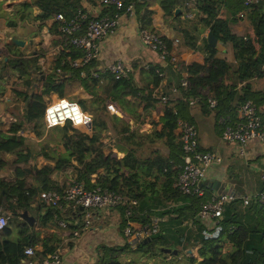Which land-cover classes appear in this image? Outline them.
<instances>
[{
  "label": "trees",
  "instance_id": "trees-1",
  "mask_svg": "<svg viewBox=\"0 0 264 264\" xmlns=\"http://www.w3.org/2000/svg\"><path fill=\"white\" fill-rule=\"evenodd\" d=\"M130 1H135L139 26L152 28L153 9L150 6L156 0H125ZM181 1L162 0L165 19L173 15ZM185 1V12L193 14V6L188 4L190 0ZM234 2L236 7L242 8L241 0ZM254 4L257 10L254 30L262 35L264 0L251 6ZM193 5L198 9L195 19L207 27L219 43L229 45L234 66L226 57L217 56V45L209 44L204 37L200 46L205 51L202 62H177V70H183L184 74L179 76L175 99L162 93L158 97L154 92L161 78L158 64H148V81L138 82L132 73L115 77L107 69L95 70L96 75L92 71L72 75L71 70L77 68L71 66V61L84 55L81 48L72 45L68 50L58 48L41 65L37 62L41 52L30 59L23 57L20 51L7 60L0 57V81L3 76L10 78L9 68L19 73L9 92V101L17 108L16 119L6 131L0 128V163L3 172L12 176L7 180L0 178V212L8 217V224L0 229V264H25L27 246L33 248V257L39 259L56 249L54 229L62 219L60 211L63 207L43 200L40 192L52 190L62 194L72 181H81L87 188L98 184L119 194L124 200L117 206L121 232L124 233L129 224L134 232L141 234L134 240H129V235L125 234L127 241L122 245L98 244L93 264H134L132 260L122 261L121 254L150 258L166 254L162 247L176 248L180 252L192 245L196 246V256L188 254L191 263L264 264V209L255 203L243 205L241 199L236 198L224 204L220 218L204 220L197 212L201 202L212 195L208 189L205 188L203 195H197L184 193L174 185L184 154L176 119L182 116L191 121L188 117L191 99L197 98L201 105L211 107L208 99L214 98L216 117L235 118L241 104L251 101L256 106V101L264 98V88L252 91L248 81L262 74L260 67L264 53L260 59L250 55L246 37L233 32L228 18L220 16V0H195ZM13 6L7 17L9 26L32 15L38 28L51 19L50 29L55 32L57 13L69 17L78 9L84 10L82 0H19ZM33 10L37 12L32 14ZM104 12H107L105 8ZM176 21L173 27L181 33L183 42L196 43L197 37L191 32L188 19L181 20L176 16ZM158 34L168 50H172V39ZM62 41L60 39V43ZM32 68L44 75L35 87ZM59 97H69L89 112L92 115L90 125H72L65 121L46 127L45 108ZM106 102L115 103L120 114L110 113ZM146 114L150 115L152 123L160 122L163 130L158 129L156 123L148 130H140L138 123ZM156 117L157 120L152 119ZM131 121L136 124L133 128ZM24 128L45 139V144L38 150L31 149L25 142L26 137L19 133ZM46 129H53L55 133L48 135ZM107 129L117 132V147L125 151L122 156L113 155L105 144ZM138 149L163 154L167 160L160 166L161 162L156 159L161 182L151 194L139 190L135 179L136 163L142 156ZM100 168L105 174L101 173L92 181V175ZM132 199L136 200L135 204ZM24 210L34 215L32 225L22 217ZM76 213H81L80 209ZM155 226L157 230H153ZM14 230L18 233L15 238L11 237ZM39 233L42 234L40 238Z\"/></svg>",
  "mask_w": 264,
  "mask_h": 264
},
{
  "label": "crops",
  "instance_id": "crops-1",
  "mask_svg": "<svg viewBox=\"0 0 264 264\" xmlns=\"http://www.w3.org/2000/svg\"><path fill=\"white\" fill-rule=\"evenodd\" d=\"M17 1L19 0L0 1V46L1 44H6L9 49L8 51L6 50V56L0 57L3 58V60H7L9 57L16 56L15 54L20 51L23 53V57L30 59L37 52H41L37 57V62L41 65L43 60L46 58L48 59L58 48L60 49L59 43L61 38L57 36V32L50 29L52 26L51 19H48L42 27L38 28L36 19L31 15L23 20H18L16 25L9 26L7 17L13 10V3ZM254 2H258V0ZM193 3L195 4V0H190L188 3L193 6L191 9L193 14L185 12L186 1L184 2V0H182L179 5H177L180 11L177 13L173 11V15L168 16L167 19L164 17L165 7L162 4V0H156L150 6L153 9L151 27L158 33L172 39V51L173 54L176 55V60L174 62L167 61V59L162 60L157 50L149 48L141 41L139 35V22L136 15L131 16L122 13L119 17V24L115 30L109 33L100 42L101 47L96 59L90 64L82 65L75 70H71V74L79 75L81 72L86 73L93 70L103 71L108 64L119 59L128 67V73H132L134 79L141 82L148 81L149 79V75L146 71L147 65L151 63L158 64L161 71V78L158 86L154 88V92H156L158 97H160L159 95L162 93L175 99L177 97L176 85L179 76L184 74L183 70L180 72L177 70L179 65L177 62H202L205 55V51L201 49L200 46L201 40L207 36L209 29L202 26V24L195 19L198 9ZM220 4V16L228 18L229 25L233 32L246 37L250 55L255 59H260L264 53V34L258 35L254 30V20L257 13L256 8H254L255 4L247 9L244 5H242V8L236 7L234 0H220ZM82 7L90 16H99L104 12V8L100 5L98 0H82ZM36 12L37 11L33 10L32 14ZM176 16H180L181 20L185 18L188 19V26L191 28V32L197 37L196 43L185 44L183 42L181 33L173 27V24L177 22ZM33 39L38 41L37 44H33ZM216 45L218 47L217 56L226 57L234 66L229 45H223L219 42ZM9 71L11 72L10 78L5 79L6 77L3 76L0 81V128L3 131L8 129L11 119L14 114L17 113L16 105L9 101V92L13 81L17 79L19 73L13 68H9ZM260 73L262 74L255 75L248 79L252 91H261L264 88V62H262V66L260 67ZM41 80L42 79H40L37 84H39ZM150 85L152 84L150 83ZM53 97L55 96L53 95ZM256 107L259 112H264V98L256 101ZM116 114H120L119 110ZM188 117L197 129L200 149L211 153H217L221 157L219 163L212 164L207 169L204 178L205 188H207L211 194H217V192L224 189L244 194L253 192L262 187L263 182L260 176V169L264 166V138H254L248 141L241 151L237 143L227 142L221 138L222 129L224 127V122H222L223 116L219 115V117H216L214 108L205 107L198 101L193 102L189 104ZM141 118H144V120L138 123V128L140 130H148L154 123H156L158 129H162L160 122L154 121V123H152L150 121V115L146 114ZM152 119L157 120V117ZM135 125L136 124L132 122V128ZM108 132L115 137L116 134H113L112 130L108 129ZM19 133L26 137L25 142L31 149L38 150L45 144V139L37 137L35 133L29 129H21ZM117 146L116 142V153L120 152L117 156H122L125 151L120 150ZM126 146L129 148V144ZM136 150L135 146V151ZM146 151H148L150 156H140L136 163L134 175L138 184V189L142 192L151 194L160 183V170L159 164L156 165V159L161 162L160 166L167 162V160L163 154L156 155L151 152L152 150L143 151L142 149H138L140 154ZM1 158L2 156L0 155V160ZM42 160V156H39V161ZM3 169L4 167L0 163V178L7 180L12 177H8L9 172L6 171V173H4ZM101 173H104L102 168L92 175L91 180L94 181ZM67 175V177L70 176V174ZM136 175L138 177H136ZM140 176L143 179H139ZM139 180H142L141 185H139ZM214 182H217L216 185ZM221 183L223 184L222 186H220ZM31 215L33 214L31 213ZM60 216L69 226H81V213H76L74 210L63 207L60 211ZM91 221L92 225L83 229L79 237L66 240L59 234V225L55 227L54 236L57 240V247L61 251L62 264H93L96 260V246L98 244L122 245L127 241L125 231L122 233L120 230V214L117 208L110 210L95 208L92 210ZM34 222L35 217L33 223ZM135 226L138 225L136 224ZM17 234L18 233L14 230L11 237L15 238ZM41 236L42 234L39 233L38 238ZM133 238L134 237L129 235L128 239L131 240ZM193 249V254L196 255V246L192 245L186 249L183 248L186 256L189 254L188 252ZM179 256H181V254H179ZM143 257L144 256H138L137 254L130 255L122 253L120 259L124 262L132 260L134 264H155V259Z\"/></svg>",
  "mask_w": 264,
  "mask_h": 264
},
{
  "label": "built area",
  "instance_id": "built-area-1",
  "mask_svg": "<svg viewBox=\"0 0 264 264\" xmlns=\"http://www.w3.org/2000/svg\"><path fill=\"white\" fill-rule=\"evenodd\" d=\"M244 7L250 8L255 0H241ZM101 6L107 12L99 16H90L85 10L78 9L72 16L65 17L62 13H57L55 18L58 20L56 27L57 36L63 41L60 43V48L68 50L70 45L81 48L84 55L81 59L71 61V66L79 68L82 65L90 64L96 59L100 50V42L119 24V17L122 13L127 15H136L135 1L125 2V0H98ZM111 10L112 13H109ZM86 22V23H84ZM139 35L141 41L149 48L157 50L162 60L172 61L176 60V55L172 50H168L166 44L159 37V34L150 27H140ZM113 73L115 77L124 76L128 73V67L119 59L108 64L105 68ZM104 69V70H105ZM93 74L97 72L92 71ZM185 83V80L182 81ZM264 95V89H263ZM198 101L191 99L190 103ZM209 106L215 107L217 102L214 98L208 99ZM106 108L111 113H117V105L113 102H106ZM92 115L80 108L78 103L70 100L67 97L55 98L44 111L43 120L46 127L61 124L65 121H70L72 125H88ZM15 116L11 119L14 121ZM177 130L180 134V141L182 144L183 163L181 170L174 181L177 186L184 193H192L203 195L205 192L204 178L207 169L212 164H217L221 161L220 155L204 151L199 147L198 132L194 124L188 119L177 116ZM222 122L224 127L222 129L221 138L227 142H235L243 150V146L250 140L257 138H264V112H259L257 107L251 102L246 101L241 104L237 117L235 119L229 116H223ZM107 137V138H106ZM104 138V142L112 151L113 155L117 156L115 150V137L108 132ZM260 176L263 185L260 189L250 193L239 194L235 192H225L219 194H212L201 202L197 215L204 220H216L221 217L222 208L224 204L239 198L243 205L255 203L264 209V166L260 169ZM40 197L54 206H62L67 209H80L82 214L81 226H69L64 219L58 221L60 227L59 234L66 239L77 238L83 229L92 225L91 215L95 208L116 209L119 203L124 200L116 192L101 188L100 185H94L90 188L85 187L81 181H72L68 183L62 194L55 191H42ZM133 204L136 203L132 199ZM82 207V209H81ZM130 213V211H127ZM8 224V217L3 212H0V229ZM125 234L137 238L138 232H134L130 225L124 228ZM27 255L25 259L26 264H62L61 251L57 247L52 253L44 258H34L33 248L27 246L24 250Z\"/></svg>",
  "mask_w": 264,
  "mask_h": 264
},
{
  "label": "rangeland",
  "instance_id": "rangeland-1",
  "mask_svg": "<svg viewBox=\"0 0 264 264\" xmlns=\"http://www.w3.org/2000/svg\"><path fill=\"white\" fill-rule=\"evenodd\" d=\"M6 50L8 51L9 49H8V47H7V45L6 44H1V46H0V56H2V57H4V56H6L7 54H6ZM9 74H11V72H8ZM75 91V90H74ZM75 96V95H74ZM69 98V97H68ZM26 127H28V126H26ZM55 133V131H53V129H46V131H45V133L46 134H48V135H50L49 133ZM107 132H108V129H107ZM112 132H113V134H117V132H114L113 130H112ZM143 151H145V150H148V149H142ZM142 156H144V155H149V153H148V151H146V152H144V153H142L141 154ZM150 156V155H149ZM136 177H138L137 175H136ZM139 179H143L141 176H140V178ZM142 181V180H141ZM141 181L139 180V185H141ZM160 181V180H159ZM161 182V181H160ZM241 186H242V184H241ZM142 187H145V186H142ZM4 209V208H3ZM6 210V209H5ZM127 225H129V224H127ZM131 227V226H130ZM131 229L133 230V228L131 227ZM158 229V227L157 226H155L154 227V229L153 230H157ZM141 236V234L140 233H138V235H137V239L139 238ZM189 254L191 253V254H193L194 253V249L191 251L190 250V252H188ZM179 254H181V256H179ZM188 254H187V256H186V253L184 252V250H183V248H182V250L180 251V252H178L177 254H175V255H170V254H168V253H166V254H161L160 256H159V254H157V255H155V256H153V257H150V258H148V257H146V255H144V257L143 258H148V259H151V258H153V259H155L154 261H155V264H196V262H194V263H191V262H189V260H188ZM196 256V255H195ZM162 259V260H161ZM169 260H171V262L169 261Z\"/></svg>",
  "mask_w": 264,
  "mask_h": 264
},
{
  "label": "water",
  "instance_id": "water-1",
  "mask_svg": "<svg viewBox=\"0 0 264 264\" xmlns=\"http://www.w3.org/2000/svg\"><path fill=\"white\" fill-rule=\"evenodd\" d=\"M180 11V9L178 8V7H176L175 9H174V12L175 13H177V12H179ZM207 42L209 43V44H211V45H213V46H215L217 43H218V41H217V38H216V36L210 31V30H208V32H207ZM32 42H33V44H37V40H32ZM32 71H33V76H34V80H35V82H34V86L37 84V82L40 80V79H42L43 78V74H40L41 72L40 71H37L35 68H32L31 69ZM90 125V123H88V125L87 126H89ZM216 183L217 182H214V184L216 185ZM223 184L221 183L220 184V186H222ZM228 191H230V190H226V189H224V190H222V191H219V192H217V194H219V193H225V192H228ZM81 209H82V207H81ZM22 217L30 224V225H32L33 224V220H34V216L33 215H31V214H29L26 210H24L23 212H22ZM162 249H163V251L164 252H166V253H168V254H170V255H175V254H177L178 253V250L176 249V248H169V247H162Z\"/></svg>",
  "mask_w": 264,
  "mask_h": 264
}]
</instances>
